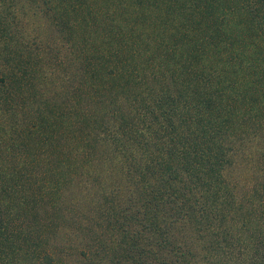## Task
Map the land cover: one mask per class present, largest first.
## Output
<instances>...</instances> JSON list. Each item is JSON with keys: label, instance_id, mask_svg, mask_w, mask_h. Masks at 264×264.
Segmentation results:
<instances>
[{"label": "trees", "instance_id": "obj_1", "mask_svg": "<svg viewBox=\"0 0 264 264\" xmlns=\"http://www.w3.org/2000/svg\"><path fill=\"white\" fill-rule=\"evenodd\" d=\"M235 2L263 50L264 0ZM200 4L57 0L70 96L28 98L32 73L0 75V130L16 108L31 117L0 136V229L88 215L135 264H264V65L220 57L223 41L198 36ZM79 179L84 197L66 198Z\"/></svg>", "mask_w": 264, "mask_h": 264}, {"label": "rangeland", "instance_id": "obj_2", "mask_svg": "<svg viewBox=\"0 0 264 264\" xmlns=\"http://www.w3.org/2000/svg\"><path fill=\"white\" fill-rule=\"evenodd\" d=\"M199 1L202 4L195 15L200 21L198 36L207 38L211 33L209 39L214 34L215 42L223 41L219 44L222 51L219 56L230 57L236 72L253 71L246 66L253 60L257 61L256 66L263 68L264 49L258 45L259 39L250 29L256 14L237 10L236 0ZM257 12L261 14L262 8H257ZM59 16L57 0H0V75L18 68L26 74L32 73L34 86L24 85L28 98L33 91L38 93V98L43 93L55 96L57 101L71 94L73 49L64 44L66 39ZM263 73L264 70L261 75ZM249 85L252 87L251 83ZM254 94L257 99L254 107L260 106V112L264 114L260 91ZM16 109L18 116L15 121L11 120L12 125L20 124L23 119L31 121L30 113L25 115ZM11 122L4 123L10 132L0 130V136L11 137ZM82 185L83 179L77 180L67 189L66 198L84 197ZM3 217L7 218V215ZM29 217L35 224L31 231L28 229ZM20 218L24 219L21 225L15 227L14 223L5 222L9 227L0 229V264H135L119 251L101 245L99 239L109 235L104 219L88 215L85 219L72 215H21ZM55 225L57 229L51 228ZM148 257L154 256L150 254ZM143 264L158 263L150 259ZM192 264L202 263L195 257Z\"/></svg>", "mask_w": 264, "mask_h": 264}]
</instances>
